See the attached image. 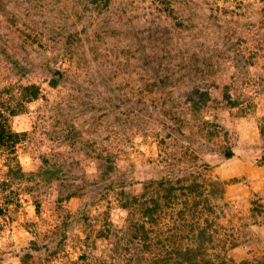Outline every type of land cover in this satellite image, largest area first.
<instances>
[{"label":"rangeland","instance_id":"1","mask_svg":"<svg viewBox=\"0 0 264 264\" xmlns=\"http://www.w3.org/2000/svg\"><path fill=\"white\" fill-rule=\"evenodd\" d=\"M0 5L21 26H33L42 40L20 43L17 31L10 40L0 37V85L34 82L44 96L27 103L10 121L14 130L24 132L14 148L24 176L9 179L4 190L0 187V264H121L108 262L105 255L112 252L105 242L97 244L104 260L92 259L97 250H89V258L76 257L87 252L80 214L101 213L109 202L110 218L118 225L126 213L104 185L139 193L146 178L165 170L172 178L200 172L205 180L223 181L222 198H210L220 224L213 238L235 240V247L225 243L222 249L234 261L264 253V165L256 163L254 149L264 143V133L258 131H264V119L257 110L264 106V0H169L171 15L153 0H108L104 7L88 0H0ZM223 9L227 13L221 15ZM128 21L169 29L165 48L170 61L160 74L173 83L155 91L142 87L139 76L147 77L151 62L140 47L130 45L127 35L122 40L120 30L129 31ZM4 24L0 12L2 33ZM54 31H75L78 41L71 57L52 46L47 37ZM123 45L129 54L118 52ZM258 45L257 57L249 58L246 48ZM191 55L202 71L188 66ZM44 62L62 73L53 88L47 85L51 74ZM150 78L155 77L150 73ZM223 85L237 101L235 107L221 98ZM193 87L208 88L213 98L195 114L184 101ZM212 120L224 126L226 139L221 133L208 139L200 129ZM224 143L234 144L236 155L230 159L221 153ZM101 147L110 151L112 169L92 182L98 172L92 150ZM10 158L0 151V181ZM63 174L75 178L73 185H84L68 200L64 195L72 187ZM253 199L263 214L251 210ZM67 220L61 238L60 223ZM24 253L28 256L17 261Z\"/></svg>","mask_w":264,"mask_h":264},{"label":"trees","instance_id":"2","mask_svg":"<svg viewBox=\"0 0 264 264\" xmlns=\"http://www.w3.org/2000/svg\"><path fill=\"white\" fill-rule=\"evenodd\" d=\"M88 1L96 4L95 7H104L108 2V0ZM153 1L163 5L161 7L162 10L170 15L172 14L173 9L168 6L169 0ZM0 12L5 15L7 22V24H4L6 33H2L0 30V37H5L3 40H10V35L17 31L20 43L26 39H30L31 42L39 41V44L41 43L40 41L42 40L38 38L37 30L33 26L24 22L21 26V24L17 23V17L1 5ZM226 13L225 9L220 12L221 15ZM128 24L129 31L124 28L120 30L122 40L126 37L124 34L127 35L130 45L140 47L147 61L151 62V72L148 71L147 77L139 76L142 87L148 91H155L158 85L162 84L164 86L165 83H173L172 79L168 80V77L160 74V69L168 68L167 65L170 61V52L165 48L170 39L169 29L164 25H154L147 28L146 25L132 24L130 21H128ZM173 24L180 25L179 22H174ZM227 25L233 28L235 23L230 22ZM52 33L47 37L51 40L52 46L60 47L58 50L61 52V56L71 57L72 48L77 45L76 42L78 41L75 37V31L67 32L64 35L59 31ZM241 33L243 34L244 32L241 31ZM140 34H143L145 38L140 37ZM99 36L100 34L96 33L95 38L98 40ZM237 37L239 43L241 37L239 35ZM117 41H119V38H116ZM261 41L264 44V38ZM111 46L114 47V45ZM260 48L261 46L258 45L252 50L249 47L246 50L245 48L243 49L247 51L249 58H253L257 57V50H260ZM149 49L152 50L151 53H149ZM117 50L121 55H124L125 51L126 54H129L130 48L127 46L126 49L125 45H123ZM155 51H158L156 56L154 54ZM160 51H164L166 54H161ZM191 57L192 55L188 57V66L192 69L196 67L198 71L203 69H199V65ZM93 58L96 59L94 56ZM190 60L194 63H190ZM177 64L180 65L182 62L178 61ZM42 65L51 74V77L47 80V85L52 88L55 87L58 80L62 77L61 71L49 66L47 62ZM150 73L155 77L154 79H149ZM42 97L44 96L40 86L34 82L25 84L18 82L11 84V82H8L0 85V151L11 157L10 162L5 164V178L0 181V187L3 190L8 187L9 179L24 176L14 155L15 145L24 136V132L14 130L10 121L14 116L25 111L27 103ZM221 98L224 99L227 106L235 107L237 105V101L231 99L227 85L221 87ZM184 101L187 103L189 110L195 114L196 111L206 107L207 103L213 101V98H211L208 88L193 87L185 94ZM141 104V106H144V103ZM247 105L251 107L250 103ZM257 110L260 114V119H264V106L260 105ZM175 126L176 128L179 127L176 124ZM200 129H205L204 132L208 139L218 136L220 133L226 139V129L214 120L203 122ZM258 131L261 134L264 133L261 127ZM85 133L86 135L90 134L89 131H85ZM85 142L86 145L91 146L89 141L86 140ZM225 142L227 143L226 140ZM254 149L259 154L256 163L261 166L264 165V143L260 145L257 143ZM92 151L97 161L96 168L98 172L90 180L96 182L112 169L110 163L113 159L110 156V151L105 152L103 147L98 150L93 148ZM221 153L224 159H230L233 155H236L234 144L227 145L224 143L221 146ZM41 159L42 161L44 160V158ZM77 163V161L74 162V164ZM69 167L66 166V170H69ZM165 171L166 173L161 175L158 173L154 177L146 178L142 182L139 193L126 192L122 190V187L116 190L115 185L110 183L104 185L105 192L112 190L116 207L124 210L126 214L122 217V220L119 219L117 221L121 223L115 225V220L110 218L109 202L106 209L101 213L91 216L86 212L80 214L81 222L86 227L82 240L86 243L87 252L81 250V253L76 257L85 259L88 256L89 258L91 257L89 250H97V257L93 256L92 259L104 260L100 256L103 251L97 244L105 242L111 246L112 254L105 255L109 259L108 262L111 263H119L120 261L121 264H264V253L259 258L234 261L232 258L227 257L222 252V249H224L225 243L227 244L226 247H235V240H226L221 237L213 238V234L217 232V226L219 227L220 224L217 220L218 216L214 212V204H211L210 198H222L224 191L223 181L218 179L205 180L200 175V172H198L200 176L188 173L186 176H174L172 178V173ZM63 177L68 185L72 187L66 191L64 199L68 200L82 192L84 185H73L75 178L70 175L63 174ZM28 179L30 180V178ZM252 203L251 210L257 212L255 215L263 214V208L256 204V200L253 199ZM35 211L38 212V204L36 203ZM209 215L213 216L209 218ZM251 215L254 214L251 213ZM67 222L68 220L60 223L62 230H59V237L61 238L66 234L63 229L67 228ZM210 247L213 248L212 251H208ZM215 247H218V250ZM25 256L27 257L28 255L22 254L17 261H23Z\"/></svg>","mask_w":264,"mask_h":264}]
</instances>
